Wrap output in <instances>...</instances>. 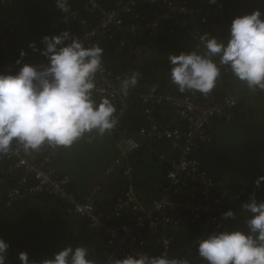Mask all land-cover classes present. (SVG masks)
Returning <instances> with one entry per match:
<instances>
[{
  "label": "trees",
  "instance_id": "16d2710c",
  "mask_svg": "<svg viewBox=\"0 0 264 264\" xmlns=\"http://www.w3.org/2000/svg\"><path fill=\"white\" fill-rule=\"evenodd\" d=\"M114 1L100 0L99 4L110 8ZM171 1L179 5L185 3L193 9L217 8L223 15L210 17L206 23H201L197 14L167 16L156 5L140 3L142 12L151 14L146 23L159 20L156 36H149L146 31L129 37L116 34L95 45L104 49L103 64L113 74L125 78L133 72L139 73L138 83L131 89L134 93L143 92L148 86L158 84L162 93L200 100L201 93H181L171 83L170 64L163 57L168 52L166 48L174 46L178 39L183 41L181 35L190 36L195 45L201 42L200 37L204 33H209L212 37L223 36L222 40L227 42L234 18L259 10L264 19V0H217L216 4H210L209 0ZM81 2L82 0H75L71 8L72 14L85 16ZM63 16L64 13L56 7L55 0H19L12 5L0 6V28L11 33L6 54L17 61L21 51L26 53L19 68L23 64L33 65L44 59L40 51H33L29 44L34 43L37 49L43 50L41 41L44 36L51 37L67 31L65 24L61 23ZM181 23H185V27H181ZM121 44L122 48L119 47ZM231 81L238 80L226 67V70L221 71L210 100L219 102L227 94H231L239 97L237 105L227 110L225 117L212 120L208 140L196 143L189 155L213 185L209 191V199H221V204L213 212H201L194 222L186 219V214L178 209L168 213L184 228L174 236L169 258L180 259L186 252H190L188 257L192 264H206L198 257L196 241L206 234L228 229L232 219H222L223 214L229 210L237 211L240 205L248 201L250 193L258 189L260 192L257 194L264 191V182L259 188L255 186V181L264 176V129L256 126L264 128V119L254 121L252 118H244V107L248 103L245 94L252 92L248 96L254 95L258 100H264V91L246 90L247 86L239 82L245 88L234 93ZM116 85L120 89V82ZM145 110L146 107L136 98L129 101L116 132L112 135L104 134L109 140L107 143L110 149L101 148L96 151L92 147L94 144L89 141L92 136H87L70 148L45 145L39 151L26 154L22 147L13 143L11 150L22 149L21 157L45 171H52L53 178L76 201L93 197L92 202L102 214H110L116 209L129 186L136 199L148 206L152 200L160 197L164 175L178 157L176 149L168 140L156 137L139 138V147L125 158L122 157V139L135 135L149 124ZM152 114L154 121L162 128H188V125L174 121L171 109L161 106L158 108L157 103L153 105L151 116ZM81 142L85 145L80 147ZM16 161V157H8V154L0 156V238L9 245L7 264H21L18 259L21 252L28 254L30 262L39 264L42 259H51L66 247L80 245L88 248L89 258L94 264H112L114 259L125 258L116 255L115 245L108 242L110 239L99 233L91 231L90 235L86 232L83 219L73 214L67 202L46 192H33L36 179L32 174L18 170L15 167ZM180 198L182 202L190 201L188 193L178 195L174 200L179 201ZM192 201L201 202V195L196 193ZM122 212L124 213L115 218L116 224L126 221L132 214L130 208ZM143 250L149 256H160V249L157 247L143 246Z\"/></svg>",
  "mask_w": 264,
  "mask_h": 264
},
{
  "label": "clouds",
  "instance_id": "9594fccd",
  "mask_svg": "<svg viewBox=\"0 0 264 264\" xmlns=\"http://www.w3.org/2000/svg\"><path fill=\"white\" fill-rule=\"evenodd\" d=\"M56 7L69 12L68 0H55ZM216 4L217 0H209ZM203 52L189 50L169 54L171 83L181 93L209 94L217 85L221 67H227L234 78L249 90L264 91V19L259 10L233 19L227 42L204 33L200 37ZM43 50L34 43L47 64H23L15 74L0 73V156L7 155L13 143L27 153L42 146L70 148L86 135L103 136L116 124L114 104L106 96L94 98L98 91L96 76L102 70L104 49L99 45L85 47L78 37L63 31L44 36ZM24 51L16 61L21 65ZM139 73L133 72L120 82V92L127 96L136 87ZM264 176L255 181L259 188ZM93 199V197H87ZM247 232L214 231L196 241L198 257L206 264H264V201L252 194L241 205ZM75 215V214H74ZM84 229L89 231L84 217ZM222 219H235L233 211ZM9 245L0 238V264H7ZM21 264L30 262L28 254L18 256ZM39 264H94L86 246H69L42 259ZM112 264H189L187 259L169 258L166 254L149 256L137 252Z\"/></svg>",
  "mask_w": 264,
  "mask_h": 264
},
{
  "label": "built area",
  "instance_id": "2783aa9c",
  "mask_svg": "<svg viewBox=\"0 0 264 264\" xmlns=\"http://www.w3.org/2000/svg\"><path fill=\"white\" fill-rule=\"evenodd\" d=\"M19 0H0V6L12 5ZM100 0H82V11L85 16H77L71 13V8L75 0H68L69 12L64 13L61 18L70 35L78 37L85 47H90L105 40L111 39L116 34L124 37L140 35L146 31L149 36L158 34L159 20L146 23L151 14H145L139 8L140 3H148L158 6L167 16L197 14L201 23H206L212 17L216 18L223 15L217 8H190L187 4L181 5L171 0H115L109 7L101 6ZM153 15V14H152ZM157 18V16L153 15ZM128 18V20H127ZM75 26V27H73ZM185 27V23L180 24ZM11 33L0 28V73L15 74L19 71L16 61L7 54V43ZM122 48V44L119 46ZM47 64V60L41 59L33 66ZM226 67H221V71ZM124 79L122 75L113 72L102 64V70L97 73L96 83L98 91L94 93L97 102L102 96H106L114 104L116 112L114 114L116 124L113 129L107 131L110 135L114 134L119 126L121 117L124 115L129 101L136 98L139 103L146 107L145 113L148 118V125L141 128L135 135L128 136L120 142L122 157H126L130 152L139 147V138L168 140L171 146L176 149L177 159L173 161L164 175L163 187L160 197L150 202L146 206L139 202L133 195V189L129 186L123 199L116 209L110 214H102L96 209L94 202L90 198L76 201L53 177L52 171H45L31 164L26 158L21 157L22 149L14 148L9 151L8 157H16L15 167L22 169L25 173L32 174L37 183L33 186V192H46L68 203L73 214L84 217L89 231L102 234L107 237L108 242L116 247V255L126 257L136 256L137 252H143V246H154L160 249V255L166 254L169 257L173 238L184 230L178 222L174 221L168 213L178 209L186 214V219L191 222L199 218L201 212H213L221 204V199L210 200L211 181L203 173L197 162L189 158L196 143L208 140V131L214 118L225 117L227 110L235 107L239 97L227 94L219 102H212L209 94H202V98L190 99L188 96H175L161 92L158 84L147 87L143 92L134 93L129 91L127 96L121 94L117 83ZM157 103L165 109H171L174 121L181 125H188V128L167 129L160 127L151 116L153 105ZM154 113V112H153ZM17 193V191H16ZM189 194V200L182 202L175 201L178 195ZM200 194L202 201H192L195 194ZM130 208L132 214L128 219L120 224L115 223V218L119 217L122 210ZM190 252H186L180 259L189 260Z\"/></svg>",
  "mask_w": 264,
  "mask_h": 264
},
{
  "label": "rangeland",
  "instance_id": "374dc122",
  "mask_svg": "<svg viewBox=\"0 0 264 264\" xmlns=\"http://www.w3.org/2000/svg\"><path fill=\"white\" fill-rule=\"evenodd\" d=\"M224 30H226V26H224ZM181 36L184 38V40L182 41V40L178 39L175 41L174 46H171V48L176 47L177 49L166 48V50L168 49L167 50L168 52L166 53V55L165 54L163 55L164 59L168 60L169 54H179L181 52H187L189 50H197L200 52L204 51V49L201 45V42L195 45V44H193L192 40L190 39V36L189 37H188V35H181ZM216 38L222 40L223 36L222 37L217 36ZM231 83L233 85L232 91L234 93L239 92L245 88V85L242 86V84H240L239 81H237V82L231 81ZM246 90H249V89L246 87ZM245 93H247V92H245ZM251 93L245 94V95H247L246 101L248 99V103L244 107V109H245L244 118H246V119L252 118V119H254V121H261L264 119V100L261 98L260 99L261 101H260L257 98H255L254 95H253V97L248 96ZM256 126L259 129H264L262 126H258V125H256ZM262 131L264 132V130H262ZM87 136H92L89 138V141L92 142L97 148H100L99 146H101V148L110 149V147L108 146V143H107V141H109V140L104 135L99 136L96 133H92V134L86 135L85 137H87ZM85 137L82 138V141L85 139ZM83 145H85V143L81 142L80 147ZM72 150L74 151L73 148H72ZM92 159H93V157H92ZM96 167H99V166H96ZM257 192H260L259 189L256 192L250 193L249 197L252 194H255L257 200L264 201V191H261V193H258V194H257ZM259 194H262V195L260 196ZM234 214H235V219H232L230 225L227 226L229 231L247 230V226H246V222H245L246 213L243 212L241 205L238 207L237 211L234 212Z\"/></svg>",
  "mask_w": 264,
  "mask_h": 264
},
{
  "label": "crops",
  "instance_id": "0c3cea01",
  "mask_svg": "<svg viewBox=\"0 0 264 264\" xmlns=\"http://www.w3.org/2000/svg\"><path fill=\"white\" fill-rule=\"evenodd\" d=\"M219 33H220V32H219ZM219 33H218V34H219ZM92 147H93V149L95 148L96 151H97L98 149H101V146H99L100 148H97L95 145H93ZM85 231H86V230H85ZM86 232H88V233L91 235V233H90L91 231H86Z\"/></svg>",
  "mask_w": 264,
  "mask_h": 264
},
{
  "label": "bare ground",
  "instance_id": "6f19581e",
  "mask_svg": "<svg viewBox=\"0 0 264 264\" xmlns=\"http://www.w3.org/2000/svg\"><path fill=\"white\" fill-rule=\"evenodd\" d=\"M162 156V155H161Z\"/></svg>",
  "mask_w": 264,
  "mask_h": 264
}]
</instances>
